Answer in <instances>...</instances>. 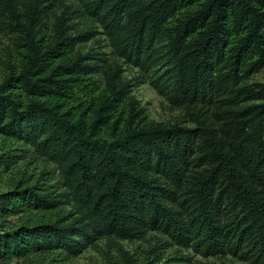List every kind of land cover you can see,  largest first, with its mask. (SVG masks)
I'll use <instances>...</instances> for the list:
<instances>
[{"label":"trees","instance_id":"16d2710c","mask_svg":"<svg viewBox=\"0 0 264 264\" xmlns=\"http://www.w3.org/2000/svg\"><path fill=\"white\" fill-rule=\"evenodd\" d=\"M75 1L113 55L141 70L137 85L150 83L195 125L148 121L120 66L76 51L91 33L72 36L66 11L46 38L37 5L0 0L19 55L0 83V137L32 148L62 179L61 192L22 180L0 193V264H46L152 232L206 258L264 264V82L254 80L264 0ZM96 74L99 96L89 90ZM20 157L0 153V180Z\"/></svg>","mask_w":264,"mask_h":264},{"label":"rangeland","instance_id":"374dc122","mask_svg":"<svg viewBox=\"0 0 264 264\" xmlns=\"http://www.w3.org/2000/svg\"><path fill=\"white\" fill-rule=\"evenodd\" d=\"M26 5L35 4L38 6L39 14L35 15L36 30L41 28V33L50 38L55 34L57 17L64 11L67 14V24L70 26L72 36L78 32L91 33L90 39L81 42L76 47V51L83 55L92 52H103L107 60L116 63L121 68V77L130 81L131 97L136 102L138 110L148 121L161 123L163 125H181L193 127L195 123L189 114V110L176 107L161 96L150 84L144 83L137 85L138 76L142 75L140 69L133 67L123 59L113 55L112 48L98 22L85 13L75 0H23ZM22 6V21L26 22L25 11ZM13 35L4 23V18L0 16V83L6 76V68L9 64L18 62V50L12 39ZM256 82H264V69L255 75ZM94 84L89 90L92 95L99 96L105 88V81L101 74L92 77ZM84 91L78 95L79 100H84ZM89 96V95H88ZM0 153H10L20 155L17 164L12 166L10 172L4 174L0 180V193L6 192L19 181L26 180L33 185H40L49 188L50 191L62 190V179L57 166L47 159L39 156L35 151L22 143L0 137ZM65 214L72 209L70 206L61 207ZM65 254H51L44 257L46 264H126L132 258L134 264H194L195 262L215 263V264H252L242 261L236 257L226 256L217 258L215 256L204 257L192 249H184L175 245L166 235L157 232L149 233L142 240H122L117 237H108L98 240L90 245L80 254L70 255L66 259ZM185 258V259H184Z\"/></svg>","mask_w":264,"mask_h":264}]
</instances>
